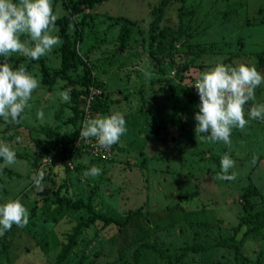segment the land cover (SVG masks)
<instances>
[{"label": "rangeland", "instance_id": "374dc122", "mask_svg": "<svg viewBox=\"0 0 264 264\" xmlns=\"http://www.w3.org/2000/svg\"><path fill=\"white\" fill-rule=\"evenodd\" d=\"M65 1L75 0H52L58 18L66 11ZM257 7L264 8V0H106L76 15L66 31L75 41L83 20V40L74 43L75 51L90 62L107 60L101 68L105 73L99 75L104 107L95 115L90 113L91 118L120 112L127 131L103 158L83 154L81 160L66 166L58 162L50 169L49 157L37 159L46 172L42 181L45 189L39 192L31 179L39 140H45L49 128L61 136L72 131L71 126L64 125L71 114L67 102L58 95L69 86L65 78L56 77L48 89L41 82L39 64L27 69L39 86L22 114L20 128H13L0 117V142L28 158L7 166L22 179L0 174V186L5 189L0 191V205L20 199L29 213L36 205L38 217L34 221L29 218L32 227H16L0 236V264H56L66 236L85 214L65 209L54 215L56 205L45 206L41 201L66 179L73 198L86 200L93 195L95 211L117 220L132 217L123 228L111 224L102 229L98 221L82 229L61 264H119L126 257L130 259L140 243L156 246L163 255L143 247L144 264H264V119L248 116L249 101L244 109L248 123L243 129H232L230 144L206 140L204 134L197 137L194 131L200 103L194 83L203 72L220 63H244L264 74V24L248 26L245 21ZM129 20L134 23L128 24ZM162 26L164 35L159 34ZM125 28H130V43L120 51L119 37ZM58 30L55 24L52 34L59 37ZM24 39L22 36V42ZM166 39H174V50L179 52L170 53L171 58L160 57L158 69L156 55L149 52ZM60 45L41 57L51 72L60 68ZM9 55L12 65L22 54ZM3 62L4 57H0ZM183 64L188 69L176 75L175 68ZM80 68L68 70L67 75L78 77ZM173 72L177 77L170 78ZM255 103H264V83L255 89ZM40 109L43 119L37 118ZM44 126L48 127L44 130ZM4 134L17 136L6 142ZM225 153L234 161L229 170V174H236L234 180L218 178ZM91 165L102 169L99 176H84ZM194 191L198 195L191 200L180 198ZM193 244L212 247L179 258L181 249Z\"/></svg>", "mask_w": 264, "mask_h": 264}, {"label": "clouds", "instance_id": "9594fccd", "mask_svg": "<svg viewBox=\"0 0 264 264\" xmlns=\"http://www.w3.org/2000/svg\"><path fill=\"white\" fill-rule=\"evenodd\" d=\"M58 15L53 13L52 0H0V117L7 123H19L32 92L39 86L38 80L23 65L13 69L8 59L10 53H20L30 60H39L50 52L54 46L62 43L55 32ZM71 26V25H70ZM25 39L21 40V37ZM264 83V74L254 65L241 63L217 64L214 68L203 72L194 83L200 97L195 113L196 136L204 134L210 141H223L230 144V135L234 127L243 129L248 123L245 119L246 102L251 101L248 116L251 119H264V103H255V89ZM71 89L58 93L62 102H70ZM44 111H37V118L43 119ZM127 131L126 120L122 113L114 112L103 117L85 119L79 133L81 140L87 142L95 138L99 149L108 151L117 144ZM210 133V134H208ZM19 140V137H17ZM0 171L16 162V152L11 145L0 142ZM256 158L252 163L255 164ZM221 180H234L236 174H229L234 161L225 153L220 161ZM102 169L91 165L84 176L97 177ZM46 175L42 168L32 176L34 187L43 192L42 183ZM27 208L20 199L9 200L0 205V236L15 224L23 228L29 223Z\"/></svg>", "mask_w": 264, "mask_h": 264}, {"label": "trees", "instance_id": "16d2710c", "mask_svg": "<svg viewBox=\"0 0 264 264\" xmlns=\"http://www.w3.org/2000/svg\"><path fill=\"white\" fill-rule=\"evenodd\" d=\"M103 1H106V0H75V1H69V2L65 1L63 3V6L65 7L66 11L62 15V17L58 18L57 21L55 22V24L59 27V30H58L59 31V38L62 41V43L59 47V51L61 53L60 68L51 72V71H49L48 67L45 66V62L41 57L39 60H30L29 58L24 57L23 55L14 59L12 65H11V67H13V69H16L17 67L23 65L25 67V69L27 70V69H30L31 67H33L35 64H39L40 73L42 75L41 82L45 85H48V89H51L50 87L56 82L55 81L57 79L56 77L65 78L66 79V82H65L66 85H68L69 88L71 89V92H70L71 99H70V102H67V107H68V110L70 111L71 114L67 118V120L64 122L65 123L64 125L66 127L71 126L72 131L70 132L69 135L61 136L60 134L58 135L56 130H53V128H49L51 132L49 134H46V135H48L47 137L45 135V140L44 141L39 140V143L37 141V143H38L37 148L39 150V156L35 157V159L33 160L34 164L32 165L33 167L36 165L35 166V168H36L35 173L38 170H40V167L38 166L39 164H37L36 162H37V159H39L42 156L50 158L48 160V161H50V165L48 166V168L50 169V168H52V166L54 164H57L58 162H61L62 164H64V166L72 163L73 161L76 162V161H78L77 160L78 157L85 154L84 152H82V150L80 148L75 149V142L79 138V133H80L81 128L83 126V122L85 121L82 119V111H81L80 106L83 103L84 98L87 97V95H88V88L90 85H94L98 89L102 88L103 82L100 80L99 75H100V73H102V74L105 73V71L101 72V68L106 65L107 60H105V61L103 60L102 62H98V61L97 62H93V61L90 62L89 58H87L86 55L82 54L80 51H77V50L75 51L74 43L76 41H79V43H80L83 40V28H82L83 20H81L80 24H78L81 27H79L78 30L76 31V40L75 41L70 40L66 31L68 28V24L72 21V19L76 15H80V14L84 13L85 10H92L96 5L101 4ZM163 4H164V2L161 3L157 12L161 11ZM255 14H256V16H255ZM85 17H86V14L83 16V19ZM245 21H246V24L248 26L257 25V24H264V8L257 7L253 14L247 15ZM132 23H134V22H132L130 20L128 21V24H132ZM163 26L160 27V33H159L160 35L165 34V33H163L164 32ZM129 32H131L130 28H125V30L123 31V33L119 37L120 38V46H119L120 51L125 50L126 49L125 46H129V43H130L129 38H128ZM174 42H175L174 39H166L160 46H158L157 48H155L154 50L149 52V54L156 55L155 56V64L158 67V69L161 68V63L159 61L160 57H163V56L169 57L170 53L174 54L175 51H176L175 53L179 52L178 50H174V46H173ZM151 43L152 42H150V44ZM124 47H125V49H124ZM162 47H164V49ZM198 53L199 52H196V54H198ZM87 54L89 55L90 52ZM238 55H240V54L233 55V56L238 57ZM242 55H248V54H242ZM110 57L113 58V61L115 60L114 54H112V56H110ZM169 58H171V57H169ZM111 62H112V60L110 61V63ZM104 63H105V65H103ZM171 63H172V61L169 62V65H171ZM78 67H81L80 69L82 70V72L78 75V77L70 78L69 75H67L68 70L76 69ZM175 69H176V71H175L176 75H178L179 73L185 72V70L188 69V65L183 64L182 66H177ZM96 75L99 76V78L96 77ZM176 75L173 72V74H172V76H170V78H175ZM101 94H102V92L94 98V101L91 104V107H90L91 115H93V114L95 115L97 112H99V109L104 107V104H102V102L100 101ZM91 115L89 114V116H90L89 118H91ZM6 124H12L14 126L13 128H15V129L20 128V126H21L20 122L19 123H7L6 122ZM10 127H11V125L8 127V130L10 129ZM46 127H48V126H44L43 129L45 130ZM52 131H54L56 133H54ZM4 135H5L4 140L6 142L13 140L14 139L13 137L17 136V135L11 136V134H4ZM51 137H54L53 142H52ZM49 139H50V141L48 142ZM114 147H115V145H113L111 149H113ZM74 150H76V151H74ZM86 153H88V152H86ZM27 158L28 157H26L25 154L16 152V159L27 160ZM98 160H100V159H98ZM95 161H97V159ZM100 161H97V162H100ZM144 162H145V160L142 161L141 164L145 165ZM2 163H3V160L0 159V164H2ZM80 165L81 166H79V167H84V166L86 167V165H82V164H80ZM66 169H67V167H66ZM0 174L8 175L9 177L14 178V179L15 178L20 179L22 177L21 174H19L17 172H13L7 167L3 168V170L0 171ZM30 182H31V179H30ZM0 183H1V181H0ZM66 183L60 184L58 186V188L50 194V196H42L41 197V201L45 203V206H48L51 203L56 205V207L52 211V214L55 213L54 215L62 214V212L65 209L71 210L74 213L85 211V214H84L85 217L84 216L78 217V222L75 224V226L71 230V233L66 236L65 242L61 245L60 251L56 256V264H61L63 261H65L69 257L71 250L73 249V247L77 243V239H78L82 229L88 228L90 225L95 224L98 221L101 222V228L102 229H104L105 227H107L111 224H116L117 227L123 228L129 224L131 217H132V214H131V215H128L124 220L120 219V217L118 218L119 220H117L116 218L108 216L105 213H100V212L95 211L94 206H93V202H92V198H93L92 194H89V196L86 200H84L81 197L73 198L71 196L72 195V190L70 187L71 185L67 181V179H66ZM2 189L5 191V189L0 186V191H2ZM24 191H26V190H24ZM249 191L252 192V189L249 188ZM197 195H198V192L194 191V192L189 193L185 196H180V198L182 200L189 201L192 198L196 197ZM33 200H34V202H38V200H35V199H33ZM32 205H31V207H32ZM27 209H29V208H27ZM35 209H36V205L34 206V208L32 210L30 209L29 218H30V220L32 219L33 221H34V219H36L38 217V214H35ZM136 213L137 212H134V214H136ZM16 227L17 226L14 224L12 226L11 230H14ZM28 227H32V224H31V226L27 225L26 228H28ZM143 247L145 249H151L153 252L160 255V257L163 256L162 253L156 248V246L150 245V244L140 243L138 245L136 244V247H134V249L130 255L131 258L126 259L127 258L126 257L125 260L120 261L119 264H144V262L141 263L142 256L144 255ZM211 247H212V245L201 246V245H196V244H193L191 246H187V247L181 249V255L179 256V258H181V259L185 258L189 252H192V253L201 252L202 250H206V249L211 248ZM158 260H162V259H158Z\"/></svg>", "mask_w": 264, "mask_h": 264}, {"label": "built area", "instance_id": "2783aa9c", "mask_svg": "<svg viewBox=\"0 0 264 264\" xmlns=\"http://www.w3.org/2000/svg\"><path fill=\"white\" fill-rule=\"evenodd\" d=\"M100 94V91L98 88H96L94 85H90L88 88V95L87 97L84 98V102L81 105V111H82V119H88L90 116V107L91 104L94 101V98ZM81 149L82 152L85 153V155H90L94 158H103L105 153L107 151L103 150V149H99L96 146V142H95V138H91L89 141L85 142L83 140H81L80 145H79V138L77 139V141L75 142V149ZM76 151V150H74ZM88 152V153H86ZM81 157V156H80ZM80 157H78V159H80ZM81 160V159H80Z\"/></svg>", "mask_w": 264, "mask_h": 264}, {"label": "crops", "instance_id": "0c3cea01", "mask_svg": "<svg viewBox=\"0 0 264 264\" xmlns=\"http://www.w3.org/2000/svg\"><path fill=\"white\" fill-rule=\"evenodd\" d=\"M93 52H91V54H92ZM188 129V128H187Z\"/></svg>", "mask_w": 264, "mask_h": 264}]
</instances>
